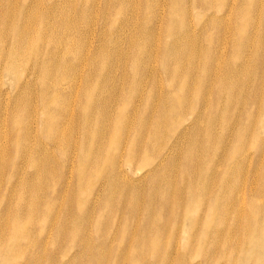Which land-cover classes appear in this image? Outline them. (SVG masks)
Returning a JSON list of instances; mask_svg holds the SVG:
<instances>
[{
	"label": "bare ground",
	"instance_id": "1",
	"mask_svg": "<svg viewBox=\"0 0 264 264\" xmlns=\"http://www.w3.org/2000/svg\"><path fill=\"white\" fill-rule=\"evenodd\" d=\"M49 1L47 3L43 0H0V81L4 77L11 81L18 80L19 91L12 102L16 113L11 117L9 126L12 130L10 137L17 140L18 146L21 145V150L14 149V143L0 147V170L14 172L11 168L15 166L13 159L21 160L31 150L45 161L36 164L37 170L39 166L44 167L45 164L47 167L59 166L58 160L49 155L41 144L29 143L30 126L34 118L33 103L41 99L42 113L48 118L43 123L46 138L58 145L57 153L66 156V163L70 157H78L80 165H90L77 168L76 177L80 186H83L81 184L91 176L99 174L104 153L105 162L111 163L112 171L107 176L106 185L111 187L110 190L116 196L114 201L117 200L118 203L119 197L126 200L123 202L124 205L122 204V209L128 211L127 220L124 221L121 231L122 235H128L129 245L116 253V264H150L151 261H148L150 258H156V264H193L200 254V249H195L191 258L180 256L178 253L181 246L179 238L186 234L187 230L184 229L186 225L197 226L199 229L195 235L190 232L187 241H183L186 247L200 246V243H204V246L208 245V249L211 248L210 252L205 254L203 264H210L213 260L216 262L221 260L223 264H264V171L262 174L257 172L250 180L248 175L242 174V178L240 177L236 184L229 180L221 186L220 192L212 189L213 185L217 184L215 176L208 179L207 186L200 188L201 176L191 175L190 168L194 165L200 167L204 162L203 151L200 149L202 139L196 133L188 137L180 133L174 138V142L169 144L167 132L169 128L174 131L172 127L176 125V120L174 121L173 117H170L172 119L164 117L171 99L174 105L168 108L171 107L172 116L181 113L188 103H192L191 106L204 107L205 110L211 95L203 94L204 97L201 96L202 99L199 101V92L191 100L188 93L195 91L197 85L199 89L200 87L206 89L210 83L215 82L220 71L224 70L220 92L217 93L218 98H222L224 87L229 84V65L224 64V51L229 46V16L233 14L242 26L239 35L244 37V42L240 46L242 56L246 57L242 64L243 69L248 72L249 81L254 74L260 79L257 88L258 99L256 102L252 101L258 102V120L251 125V137H255L256 129H264V0H234L230 8L229 0H193L201 17L211 13L202 24L203 30L210 31L207 36L205 35L209 43L207 56L200 65L198 57L201 52L200 47L194 43L191 17L186 16L182 6L187 0H171L167 10L170 18L166 21L164 34L156 23L150 21L153 18L151 9L155 5L152 3L154 6H149V0L144 1V6L136 3V0H100L103 5L102 19L109 21L111 26L108 25V28L104 27V30L100 31L99 45L92 56L84 54L87 53L89 44H92L90 42L92 20L88 15L91 14L97 0H86L79 9L76 6L77 0ZM155 4H161V0H155ZM85 8H88V15L81 16L78 11ZM141 9L145 10L146 15L139 23ZM107 12L111 13L109 17H105ZM77 20H83L85 24L78 41L73 36L65 34L67 28H74ZM136 26L139 28L136 29ZM184 26L185 31L181 32ZM88 31L89 35L85 36ZM129 32L130 35L125 41V36ZM163 40L173 41L169 49L158 48ZM134 50L140 53V58L137 55L132 56L130 60L129 55ZM144 55L145 57H142ZM157 63L162 66L160 71L156 68ZM30 65L31 72L20 81L19 76L23 75L21 66ZM199 67L201 76L196 78L194 74ZM119 71L122 74H118ZM129 71L132 74L130 77L127 76ZM162 78H165L163 80L168 78L167 84L176 88L179 96L176 93L171 97L162 95ZM176 81L178 82L175 83ZM146 89L149 92L144 95ZM35 92L41 93L37 96ZM23 94L25 98L22 97ZM5 95L0 96L2 117L7 111L5 107L3 108ZM140 96L144 97L141 98L142 104L137 101ZM152 98L153 106L152 103L149 104ZM5 99L7 102L8 97ZM144 101L145 111L150 113L148 117L141 119L139 111L144 109ZM132 105L133 112L127 117L129 119L127 122L134 121V125L122 126L121 120L128 111L127 107L130 108ZM196 109L198 108H195V111ZM192 111L194 108L191 113ZM155 113H159L157 118L153 116ZM74 117L81 130L78 136L72 130L74 138H77L72 146L71 132L70 134L68 131L62 132L58 123L62 119L73 120ZM15 119L17 121L20 119L21 123L15 122ZM53 121L57 125H52ZM94 126L100 128L92 135L89 131ZM108 142L110 150L107 152L103 148L106 149ZM185 144L187 146L184 147L186 149L184 152L181 149L180 152H174L175 146ZM224 148L225 151L228 144ZM262 148L263 154L257 159L259 166H264V142ZM4 154L7 155V159ZM155 156L160 160L157 167L151 171L153 176L148 182L149 185L131 184L128 180L130 174L140 175L139 172L151 166L152 157ZM167 161L169 162L165 164ZM227 161L221 156L218 166L224 165ZM246 161L247 159L242 166ZM100 162L102 164L99 166ZM131 165H135L136 168L126 172L127 169L124 170V167ZM103 166L101 170L105 168ZM177 178L181 179V185L176 183ZM41 179L49 184L48 178ZM41 179L30 178L28 183L12 190L14 198L11 200L7 199L8 189L4 190L2 196L0 194V264H10V252L13 250L7 239L9 228L15 241L22 242L20 251L23 250L24 256H29L31 264H40L43 255L49 264H55L56 260L60 261L69 254L57 256L56 249L50 256L46 248L53 241H61L60 236L65 237L64 229L60 226L64 218L60 217L61 213L56 212L55 203L58 198L50 205L44 203L51 188L48 185V189L43 191ZM62 190L65 191L66 188L63 186L57 195ZM143 196L146 197V202L140 199ZM201 209L204 212L201 219L191 217ZM59 218L60 222H57ZM45 219L46 227H52L53 230L47 237L41 239L47 232L40 231L39 235V220ZM111 223L115 224L113 220ZM80 226H86V216ZM28 230H32L31 233ZM55 231L56 234L53 236ZM165 236L167 238L164 240ZM71 241L83 244L81 240L77 241L76 236L72 237ZM172 242L176 244L173 245L174 249L164 251ZM55 246L58 247L56 244ZM111 247L112 245L108 247V251L106 248L103 249L96 255L97 257H92L104 264H110ZM156 247L160 248L162 254L156 251L150 256L141 253L142 250L148 248L155 250ZM35 252L38 253L34 254Z\"/></svg>",
	"mask_w": 264,
	"mask_h": 264
},
{
	"label": "rangeland",
	"instance_id": "2",
	"mask_svg": "<svg viewBox=\"0 0 264 264\" xmlns=\"http://www.w3.org/2000/svg\"><path fill=\"white\" fill-rule=\"evenodd\" d=\"M43 1H46L47 3L50 2L49 0H43ZM57 1H59V0H55V2H57ZM60 1H64V0H60ZM77 1L78 2L76 3V6L79 9L85 4L86 0H77ZM144 1L145 0H136V3H139L141 6H144ZM233 1L234 0H229V4H230L229 8L231 7V4ZM239 1H241V0H239ZM170 2H171V0H161V4H155V0H149L148 1L149 6L152 7L155 5L151 9V13L153 15V18H151L150 21H152L153 24L156 23L160 27L163 34H164L165 29H166V24H167L166 21L168 20V18H170L169 13H167V12H169L167 10H168V5L170 4ZM152 3H154V5ZM182 6L184 7V9L186 11V16L191 17V21L188 20L187 23H189V21H190V23L192 24V25L191 24L190 25L192 27V30L194 31V35H193L194 43L196 42L195 44H197L200 47L199 52H201V54L198 57L199 65H200V64H202V62L205 60V58L207 56L209 43H208V41H206V36H207L206 34L210 31L209 29L203 30L202 24H204V22L208 19V16H210L211 13L210 12L206 13L205 16L201 17L202 15H199L198 8L195 6L193 0H187L185 3L182 4ZM88 8H85L82 11H78V13L81 16L82 15L87 16L88 15V12H87ZM110 14H111L110 12H107L105 17H109ZM139 15H140L139 20L141 19L139 21V23H140L143 21V18L146 15L145 10L141 9ZM216 15L219 16V14H216ZM88 16L91 17V20H92V24H90L91 29H93L92 35H91V40H90V42L92 44H89V47L87 48V53H85L84 56L85 55H89V56L93 55V52L98 48V45H99V33H100V31H103L104 27L108 28L109 26H111L109 21L102 19V17H103V5H102L100 0H97V3L94 5V9L91 10V14H89ZM238 21H239L238 18L234 17L233 14L231 16H229V46L224 51L225 52L224 53V64L229 65V84H226V86L224 87V94L222 95V98L219 99L217 96L218 95L217 93L220 92L221 77L225 73L224 70L220 71L217 79L214 80L215 82H213V84L210 83L206 89L201 88V87L199 89V86L197 85L195 91H193L191 94L188 93V96L190 97V100H191L192 98L197 96L196 94L199 92L200 93L199 94V101L202 99L201 96L204 97L203 94H207V96L211 95L210 102H209L208 106H205V110H204V107L199 108L198 106L196 107V105H194L195 106L194 107V106H191L192 103H188V106H186L184 109L182 108L183 111L181 113L172 116V114L170 113L171 107H170V109L168 108V106L174 105V101H172V99H171L168 103L167 109L165 110L166 114H164L165 118L167 117L169 119L170 117H173L174 118L173 120L174 121L176 120V125H177V126L175 125L174 127H172V129L174 131L170 130V128L168 129L167 137L169 138L168 139L169 144L173 143L174 138H176L180 133L185 134L187 137L191 136L193 133H196V135L202 139L201 144H200L201 145L200 149L203 151L202 154L204 155V162H203L202 166H200V167L196 166V165L191 166L190 172H191V175L199 174L201 176L202 181L199 185L200 188L204 185L207 186L208 179L211 176H215V181L217 182V184L213 185V187H212L213 191H215V192H218V191L220 192L221 186H223L229 180L234 182V184H236L237 181L240 180V177L242 178V174L248 175V178L250 180L251 178H253V176L257 172H260V174H262V172L264 171V166H259V161L257 160L263 154L262 142H264V134H263L264 129H260V130H259V128L256 129L255 130L256 132L254 133L255 137H251V132H252V126L251 125L255 121L258 120L257 119V103L258 102L257 103H255V102L258 99L257 96H258L259 90L257 88L259 86L260 79H259V77H257L254 74L253 77L251 78V81H249L248 72H245V70L243 69L242 64H243L246 57L244 55L242 56L240 46L244 42V37H240L241 34L239 31H240V28L242 26H241L240 21L239 22ZM197 22H199V23H197ZM84 26H85V24H84L83 20H77L75 25H74V28L73 29L67 28L65 30V34L67 36H70V37L73 36V38L78 41V40H80V37L83 34ZM187 27H188V25H187ZM138 28H139V26H136V29H138ZM132 30H133V28L130 29V32H132ZM236 30H238V31L236 32ZM138 31H137V33H138ZM183 31H185V26L181 29V32H183ZM130 32L125 36V41H126V38L129 37ZM237 33H238V35H237ZM88 35H89V31L85 33V36H88ZM203 41H204V43H203ZM238 41H240V42H238ZM172 43H173V41H171V40L170 41L163 40L159 44L158 48H160L161 50L162 49H169L171 47ZM125 44H127V42H125ZM121 46L125 47L123 45H121ZM132 56L133 57L137 56L140 58V53H137V50H134V52L129 55L130 60L133 58ZM142 57H145V55ZM233 59H235V60H233ZM233 62H235V63H233ZM67 63L70 67H73L71 63H69V62H67ZM156 65H157L156 66L157 70L160 71L161 64L157 63ZM18 68H19V66H18ZM21 69L23 71V75L19 76L20 81H22L26 77L27 73L31 72L32 67H31V65L27 66V67L21 66ZM118 74H122V72L119 71ZM194 75H195L194 77L200 78L201 67H199L195 71ZM127 76L128 77L132 76L130 71L127 72ZM35 77L37 78L36 74H35ZM163 79H165V78L161 79V84L163 85L162 95L163 96L164 95L169 96V97H171L172 94L175 95L176 91H178V90H176V88L171 87L167 84L168 78H166V80H163ZM34 82H35V87H37L36 81H34ZM162 82L165 84H163ZM177 82L178 81H176L175 83H177ZM17 83H18V80L11 81V79H7L5 77L0 81V96L2 97L6 94L5 97H8L7 102H6V99L4 97L3 108L5 107L7 110L6 113H3L4 117L1 116V111H0V118H1L0 124L2 125V127L0 128V147H5L8 144L14 143V149L17 148V149L21 150V145L18 146L17 140L13 137H10L12 134V130L9 126L11 117L14 115V113H16L14 107L12 106V104H13L12 102H13V98H14L15 94L19 91ZM117 88H114V90H116ZM40 91H41V89H40ZM209 91H210V94H208ZM148 92H149V90L146 89L144 91V95H147ZM40 93L41 92H35L34 94L38 96ZM176 95L179 96L178 93H176ZM131 96H132V93H131ZM143 96H140V99L137 100V101H139L140 104H142L141 98ZM22 97L25 98V95L23 94ZM254 100H255V102H252ZM135 102H136V100H135ZM135 102H133V105L135 104ZM225 102H227V103H225ZM151 103L153 106V98H152V101L151 100L149 101L150 105H151ZM145 104H146V102L144 103V109H141L139 111V118H141V119L148 117V115L150 113L149 111H145ZM175 104H177L176 101H175ZM133 105L130 108L127 107L128 111L125 114V116L123 117V119L121 120L123 122L122 126L132 127L134 125V121L132 123H131V121L127 122V120H129L127 117H129L130 114L133 112ZM158 106L161 107V105H159V104H158ZM0 108H1V106H0ZM193 108H194V111H192V113H191V110H193ZM195 108H198V109H196V111H195ZM33 110H34V118L31 122V126H30V128H31V140H29V143L32 142V144H41L44 147L45 151L49 155L55 157L60 164H59V166H49V167H47V165L45 164L44 167L39 166V169L37 170L35 168L36 164H38V163L40 164L43 162L45 163V161L43 160V158L41 156H39L38 154L35 153V151H32V150L27 152L25 154V156L23 158H21V160L13 159V157H12V159L15 160V163H14L15 166H11V168H13L14 172H10V171L8 172L7 170H5V171L0 170V194H1V196L4 194V190L8 189L9 192L7 195V199L11 200L12 198H14L12 195V190L20 188L21 184L28 183L27 181L30 178H34V179L40 178L41 179V177H43L44 180H46V178H48L49 184H48V182H46L47 185L41 179V188L43 189V191H46L48 189V187L51 188L50 192L48 191L50 194H48V193H47L48 195L46 194L47 196L45 198L44 203L46 205H50L51 202H55L56 198H58V200L55 203L56 204V212L61 213L60 217L64 218L60 226H62L64 229L63 233H64L65 237L62 238V236H60L61 241H59V242L53 241L46 248L48 249V253H50V256H51V254H54L53 251L56 249L57 250L55 252H57V254H58L57 256H60L62 254L66 255L69 253L66 257H64V259H62L60 261L56 260L55 264H104L102 261H100V260L98 261L97 258L92 257V256H96L97 254L101 253L103 251V249H105V248H106V251H108L109 250L108 247H110L111 245H112V247H111L112 256L109 259L111 262L110 264H116V260H117L116 253L120 249L121 250L125 249L129 245L128 235H126V234H125L126 236L122 235V231H121L122 225L125 224L124 221L127 220V212L128 211H127V209L126 210L122 209L126 200L122 197H119L118 203H117V200L114 201L113 199L116 196H114L113 191L110 190L111 187L109 185H106L107 184L106 183L107 176L109 175L110 171H112L111 163L105 162L106 157H105V153H104L102 155V159H101V161H103V164H102V162H100L99 166L101 164L102 165L100 166L99 169L101 170V167L103 165H105V166H103L105 168H103L101 170V173L99 170V174L97 176H95V175L91 176L90 179H88L83 184H81L83 186H80L79 181L76 177L77 168L79 166H90V165L89 164L80 165V162L77 159L78 157L77 158L70 157L69 162L66 163V156L64 154L57 153L58 145L56 143L51 142L50 140H48L46 138L47 136H46V132H45L43 123L45 121H47L48 118L44 115V113H42L43 103L41 102V99L34 101ZM204 111H206L205 112L206 116L204 114ZM142 113L143 114L145 113V114L143 115ZM255 113H256V117H255ZM153 116L157 118L159 116V113H155ZM176 118H178V119H176ZM75 119H76V117H74L73 120L62 119L58 123L60 130L62 132L66 133L68 131L69 134L71 132V136H72L71 144H72V146H74V144L76 143V139H77V138H74V132H75L76 136H78V134L81 130V128L75 122ZM170 119H172V118H170ZM14 121L17 123H21L20 119H18V121L15 119ZM55 122H56V120H55ZM55 122L53 121L51 124L57 125V123H55ZM211 122L213 124L212 126H211ZM136 123H138V122H136ZM177 123H179V124H177ZM203 126H204V128H202ZM99 128H100L99 126H94L92 128V130L89 131V133L94 135V132L96 130H98ZM241 130H242V133H241ZM243 131H244V133H243ZM257 133H258V135H257ZM228 135H230V136H228ZM241 135H242V137H240ZM229 137H230V139H229ZM256 137H258V138L255 139ZM253 139L256 141H254ZM89 142H91V141H89ZM111 143H112V141L110 142V144ZM107 144L105 147L106 149L103 148V150H106V151L110 150V148H108V147H110L109 142ZM227 144H228V148L224 151V149H225L224 147ZM185 146H187V144H185L184 146H175L174 152L175 151L180 152V149L183 150V152H184L186 150L184 148ZM249 148H251V150ZM255 152H257V153H255ZM184 155H185V153H184ZM221 156H223L228 161L224 165L218 166V160L220 159ZM4 157L7 159L6 154H4ZM109 157H111V156H109ZM157 158H158V160H157ZM87 159H90V158H87ZM179 159H180L179 160V162H180L181 158H179ZM245 159H247V161L244 164V166H242V163H244ZM152 160L150 163L151 168L150 167L145 168V170L143 172H139L140 175H138V176L130 174L128 180L131 182V184L149 185L148 182L151 179V177L153 176L151 171L153 168L157 167L156 165L160 159L158 156H155V157H152ZM5 161L6 160H4V162ZM73 161H75V162L72 165ZM168 162L169 161H167L165 164H167ZM106 164H107V166H106ZM204 164H205V166H203ZM164 167H166V166H164ZM133 168H136L135 165H131V167L130 166L124 167V170L127 169L125 171L128 172L131 169L134 170ZM142 169H144V168H142ZM199 170H200V172H199ZM86 171L88 172L89 168H87ZM91 173H92V170H91ZM51 177H53V178H51ZM192 178H194V177H192ZM54 179H55V182H54ZM141 179H143V180H141ZM186 179L187 178H185V180ZM50 180H51V182H50ZM58 181H60V182L57 184ZM190 182H191V179H190ZM176 183L181 185L182 184L181 179L177 178ZM52 184H54V186ZM55 184H57V185H55ZM50 185L53 187H51ZM58 185H60V186L58 187ZM63 186L66 188V190L65 191L62 190V192L59 195H57V193L62 189ZM138 196H141V195H138ZM140 199L145 200V202H146V197L143 196ZM106 204H108V205H106ZM118 205H120V209H118ZM92 210H95V211H92ZM104 210H106V211H104ZM103 212H104V214H103ZM122 213H123V215H122ZM100 214H102V215H100ZM115 214H117V215H115ZM121 215H122V217H121ZM203 215H204V212L201 209V210L197 211L195 213V215L192 214L191 217L195 218V219H201L203 217ZM85 216H86V226L81 227L80 224L82 223V220L85 218ZM100 216H102V217H100ZM53 220H56V218H53ZM112 220L115 223V224L113 223L114 225H112V223H111ZM45 221H46V219L45 220H39L40 226L38 227L39 229L37 228L39 235L41 234L42 231L47 232V235L42 236L41 239L47 237L49 235V232L53 230L52 227L51 228L46 227ZM57 222H60V218L57 220ZM184 227H185L184 229L187 230V231H185V233L187 235L182 234L179 238V240H180L179 242H181V243H179L181 245L179 247L180 248V250L178 252L179 255L180 256H182V255L188 256L191 258V255H192V253H194L195 249H200V254L195 258L194 263L199 264L201 262L200 264H203V262L205 260V254L207 252H210L211 248L208 249V245L204 246L205 245L204 243H200V246L186 247V243H184L183 241H187L186 239L190 236V232L192 235H195L198 233L199 229L197 226H193V225L192 226L186 225ZM79 230H81L80 233H79ZM31 231L32 230H28L29 233H31ZM130 231L132 232V230H130ZM29 233L26 236V239L28 238ZM55 234H56V231L52 235L55 236ZM74 236H76L77 241L81 240V243H83V244L80 245L78 242H72L71 238ZM123 236H124V238H123ZM166 238H167V236L163 237L164 240ZM7 239H8L9 245L12 246V250H13L10 252V264H31V262H29V256H24L23 250L20 251L22 242L21 241L20 242L15 241L13 234H11V228H9ZM109 241H111V243H109ZM86 243H87V247H85ZM55 244L58 247H56ZM174 244L172 242L168 248L164 249V251H166L167 249H168L167 250L168 252L170 250H173ZM119 245H121L122 247ZM185 247H186V250H185ZM15 249H16V251H15ZM154 251L162 254L159 247H156L155 250L152 248H148L146 250H142L141 253L143 255L147 254L148 256H150V255H152V253ZM36 253H38V252H35L34 254H36ZM41 260H42V262H40V264H49V261L44 257V255L41 257ZM148 261L149 262L151 261L150 264H156L157 263L156 258H150ZM218 262L213 260V261H210V264H213V263L214 264H223V262L221 260H218Z\"/></svg>",
	"mask_w": 264,
	"mask_h": 264
}]
</instances>
